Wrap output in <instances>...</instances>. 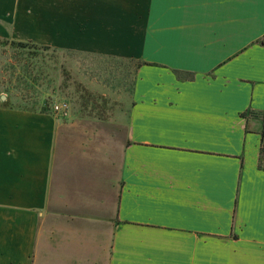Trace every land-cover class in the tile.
I'll list each match as a JSON object with an SVG mask.
<instances>
[{
  "label": "crops",
  "instance_id": "0c3cea01",
  "mask_svg": "<svg viewBox=\"0 0 264 264\" xmlns=\"http://www.w3.org/2000/svg\"><path fill=\"white\" fill-rule=\"evenodd\" d=\"M0 39L145 63L117 120L0 90V264H264V0H0Z\"/></svg>",
  "mask_w": 264,
  "mask_h": 264
},
{
  "label": "rangeland",
  "instance_id": "374dc122",
  "mask_svg": "<svg viewBox=\"0 0 264 264\" xmlns=\"http://www.w3.org/2000/svg\"><path fill=\"white\" fill-rule=\"evenodd\" d=\"M136 66L100 56L34 45L21 50L2 43L0 90L8 88L18 98L27 95L29 103L45 102L52 108L65 101L71 108L68 120L88 119L81 117L83 106L104 119L117 120L121 109L129 105Z\"/></svg>",
  "mask_w": 264,
  "mask_h": 264
},
{
  "label": "trees",
  "instance_id": "16d2710c",
  "mask_svg": "<svg viewBox=\"0 0 264 264\" xmlns=\"http://www.w3.org/2000/svg\"><path fill=\"white\" fill-rule=\"evenodd\" d=\"M0 43H4V44H7V43L10 44L11 43L12 45L16 46L18 49H21V50H27L32 45L36 46L33 42L10 41L7 39H0ZM36 47L39 48V46H36ZM40 48H46V47H40ZM46 49H50V48H46ZM55 51H59V50H55ZM143 65H145V63L138 62L136 70H138V68L143 66ZM136 70H135V72H136ZM81 115H82L81 117L88 118V119H101V120L104 119V118L100 117V115L96 114L95 110H89V108L86 106L82 107Z\"/></svg>",
  "mask_w": 264,
  "mask_h": 264
},
{
  "label": "built area",
  "instance_id": "2783aa9c",
  "mask_svg": "<svg viewBox=\"0 0 264 264\" xmlns=\"http://www.w3.org/2000/svg\"><path fill=\"white\" fill-rule=\"evenodd\" d=\"M70 111H71L70 105L65 101L56 102L53 106L54 114L62 118H68L70 115ZM262 148L264 149V132H263Z\"/></svg>",
  "mask_w": 264,
  "mask_h": 264
}]
</instances>
